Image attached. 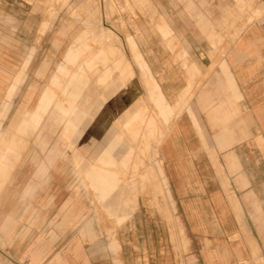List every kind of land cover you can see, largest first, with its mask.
<instances>
[{"label":"crops","instance_id":"crops-1","mask_svg":"<svg viewBox=\"0 0 264 264\" xmlns=\"http://www.w3.org/2000/svg\"><path fill=\"white\" fill-rule=\"evenodd\" d=\"M29 1L0 0V114L6 113L9 120L5 132L10 135L9 127L14 129L16 138L6 142L24 144L35 135L40 150H45L38 162L40 158L30 152L24 164H13L7 182L0 184V250L9 264H104L102 260L110 256L112 264H134L125 245L122 261L116 238L119 228L126 240L128 225L103 230L99 218L129 219L130 215H110L109 208L101 207L91 195L93 216L83 219V192L112 188L96 181L99 174L82 175L79 169L84 160L120 158L115 154L126 149L116 151L112 146L117 129L129 121L136 106L148 113L145 101L139 99L124 110L118 104L117 112H107L102 128L98 112L89 120L90 96L97 103L100 100L95 111L101 110L106 94H123V89L132 88L127 83L133 69L152 85L148 101L154 116L148 113L141 126L160 129L157 140L163 129L158 123L164 125L161 113L172 112L168 118L172 121L174 106L179 105V114L162 134L156 152H144L153 141L135 136L140 150L131 158L153 159L157 166L127 173L128 180L134 181L124 184V190L135 193L134 209L148 185L154 199L162 196L166 204L155 205L167 218L169 229L179 230L180 243L171 236L175 246L186 247L185 234L198 245L185 264H264V0H149L153 12L134 17L121 5L126 38L101 44L104 48L98 55L102 57L92 78L75 72L70 77L74 87L67 95L46 94L49 105L44 114L25 103V98L29 87L46 83L35 76L36 65L46 56H56L48 37L37 39L42 12ZM59 1L50 15L58 16L74 5L72 0ZM75 1L71 16L81 18L85 6L90 15L101 14L94 0ZM133 1L142 7L148 0ZM113 8L107 0L104 10L111 13ZM101 29L105 39L115 40L102 25ZM33 47L36 51L29 61L26 57ZM26 61L23 83L13 87L14 94L7 100ZM160 96L166 97V104L160 103ZM16 112L20 114L15 120ZM58 128L60 134L52 145L51 135ZM107 133L112 135L106 142ZM18 158L23 157L18 154ZM17 193L22 216L17 218L13 211L2 216L14 206L10 197ZM175 212L178 220L173 218ZM161 238L158 231L143 235L145 241ZM160 254L154 250L153 255ZM156 264L168 263L163 257Z\"/></svg>","mask_w":264,"mask_h":264},{"label":"rangeland","instance_id":"rangeland-1","mask_svg":"<svg viewBox=\"0 0 264 264\" xmlns=\"http://www.w3.org/2000/svg\"><path fill=\"white\" fill-rule=\"evenodd\" d=\"M72 1L74 5H72L73 7L71 8H74L77 2L75 0ZM94 1L98 3L101 14L99 16L90 15L89 10H87L85 6V13H81L82 19L76 16H71V8L62 9L63 12L59 13L58 16L50 15L51 12H56V9H58L60 3L59 0L29 1L31 3H34L37 9H39L40 7V12H42L41 19L43 20L41 21L38 29V41L40 40L41 36L45 35L46 37H48V39H50L49 42L52 48V52H55L58 56L62 55V59H59V57L55 55V53L54 57L56 56V59L52 58L53 55L43 58L36 65L37 69L35 67V76L39 79H46V83L43 84L36 81L38 82L37 85H32L27 89L28 94L26 95L25 103H30L32 106H34L36 111L41 110L42 114L46 112L49 105V102L45 103L44 101L45 95H67L69 90L74 87L75 80L71 79L70 77H74L73 74L75 72H83L85 73V75L88 74L89 78L93 77V73L97 70V67L99 65L100 57H102L101 55H98V51L104 48L101 46L102 43H104V45L111 44V42L113 41H117L119 43V40H123L126 38L128 33L123 31V20L121 16H119V12H123V8L120 9L121 5H125L126 9L133 17L136 15L138 16L141 13L145 15L146 13L151 14L153 12V5L149 0L141 3L140 5L142 7H138L137 5H135L133 0H111L114 4V8L111 13H107L106 10H104V6L107 0ZM65 3L66 1L62 2L64 6ZM53 8L54 10H51ZM153 18L155 17L153 16ZM66 25H68V28H66ZM101 25L111 32V34L115 37V40L109 41L105 39L104 35H106V33L102 32L103 29H101ZM131 40L132 45H135L136 41L132 35ZM132 50V57H134V61L137 62L138 66L137 48L133 46ZM35 51L36 50L34 49V47L30 49L29 55L26 57L27 60L31 61L33 59ZM41 54H43V52L40 53V56ZM40 56H38V59L40 58ZM27 63L28 61H26L25 64L22 65L21 73L19 74L18 78L14 80L13 85L10 87L7 100H10V97L14 94V91L12 90L13 87L16 86L14 87L15 89L23 83V80L20 77H22V72H24L28 67ZM100 69H102L101 66L98 68V70ZM133 71L134 75L131 78H128L129 80L127 83V86L131 84L132 88H128L127 90L123 88V90L120 89L122 90L121 93L123 94H111L112 96L106 94L105 105H103V108L101 110L95 111V109H97L98 105L101 103L100 100V103H97L98 99H94L93 101V97L90 96V102L93 103L92 110L90 111L92 117L91 115L89 116L90 121H93V118L95 119L98 112L100 119V128H102V125L105 122V114L107 112L109 114H114L115 112H117L114 109H118V104L120 105V109L124 110L127 107L133 106L139 99H143L145 101L148 107V113L154 116L153 106L151 105L150 101H148V96L150 95L152 85L147 80H142L139 74H137L134 69ZM44 73L48 75L45 76ZM104 90L107 91L109 89H100V91ZM132 92H135V95L132 96L133 98L131 99L130 95ZM37 95L39 97H35ZM165 98L166 97L164 96H160V103L164 102V104H166L167 99ZM114 103H116V105H114ZM7 106L8 105H4L3 108H6ZM109 108H111V112L108 110ZM135 108L130 112L131 116L129 121L121 126V128L117 129V133L115 134V143L112 146L115 147L116 151L120 148L126 149L123 154H115L116 156H120V158H112L108 160L96 159L93 161L84 160L80 163L79 169L82 172V175L89 172L95 173L96 176L100 175L99 181H96L101 184L106 183L108 184V188H112L108 191L101 190L94 193L83 192V219L93 216V213H91L89 210V198L91 199V195H94L93 199H96L101 207L104 206L106 209L109 208L108 210L110 212V215H130L129 219H106L105 216L99 215V218L101 219V227L103 228V230L106 228H112L114 225H116L117 227L128 225L126 240H123L124 237L122 235L121 229L118 228L116 230V238L120 241L122 246V250L120 252V258L122 259V261L124 259V249L126 246V248L129 249V253H131L130 258L134 260V264H156L158 263V259H161L163 257L167 260L168 264H185L188 261L189 257L195 254L194 252L195 249L198 248V245H193L189 240L188 235L185 234V240L187 241L186 247H181V245H178L177 243L176 245L178 246H175V243H173V239L171 236L173 234L175 240L180 243L181 237L179 230L176 227L173 229V231L169 229V224L166 220L167 218L165 217L163 212H160L157 209V206L155 205V202H157L161 206H164L166 204L162 196H157L156 199H154L153 189L150 185H148L146 191L138 196V208L134 209L135 207L133 206L134 204H136L135 193L124 190V184L132 183L134 181L133 178L128 180V178L126 177L127 173L131 172V170H137L140 168H153L157 166V162L153 159L146 160L140 158H131L132 156H134L135 152L140 150V144L136 143L137 138L135 136L138 135V139L140 138V136H142V139H149L153 141V143H149L147 145L144 152H156L157 145L159 146L162 138L164 137H162V134L165 135L172 121L179 114V105H177L176 107L174 106L176 117L172 119V121H168V118H171L172 116V112L168 111V113H161V116L164 120V125L158 123V125L163 128L161 129V135L158 137L159 141L157 140V132L159 133L160 129L142 127L141 124H145V121H147L146 119H148V113L143 110V107L141 108L140 106H136ZM5 114H0V184H5L7 182L8 174L11 171L13 164H16V166L18 167L24 164L26 162L25 159L30 152L32 154H36L35 156H38L40 158L37 160V162L44 159L45 153V150L41 151L38 144L35 142V135H32L33 137L28 136L27 143L24 144L6 142V140H11V138L14 139L15 133L14 129H10V127V135H7V132H5V130H7V122H9V120L6 119L7 115ZM19 114L20 112H16L15 116H13V119L16 120ZM37 120L39 121L40 118L37 117ZM59 129L60 128L56 130L55 134L51 135L50 143L52 145L58 139V136L60 134ZM111 135V133L106 134V142L110 140ZM16 137L20 136L17 134ZM101 140L102 137H100L99 143H101ZM59 147L64 149V143L63 145H61L59 142ZM18 154H21V157L23 158H18L16 160ZM10 157L13 158L10 159ZM18 193L17 195H11L10 200L14 201V206H10L9 208L5 209L1 213L2 216L9 212L11 213V211H13L14 216H16L17 218L18 214L20 217L22 216L21 212L23 210V207L18 200ZM173 218H177V220L179 219L176 212L173 214ZM151 231H158L162 238L159 240L150 239L148 241H145L143 239V235L148 234L150 237ZM101 237L103 236L101 235ZM102 241L106 242V239H101V243ZM155 249H159L161 253L159 257L153 255ZM150 252L151 255H149ZM162 255L164 256L162 257ZM102 263L112 264V256L105 257V259L102 260ZM194 263L197 264L196 262ZM0 264H9V259L2 254L1 250ZM242 264L247 263L244 261Z\"/></svg>","mask_w":264,"mask_h":264},{"label":"bare ground","instance_id":"bare-ground-1","mask_svg":"<svg viewBox=\"0 0 264 264\" xmlns=\"http://www.w3.org/2000/svg\"><path fill=\"white\" fill-rule=\"evenodd\" d=\"M40 121V120H39Z\"/></svg>","mask_w":264,"mask_h":264}]
</instances>
